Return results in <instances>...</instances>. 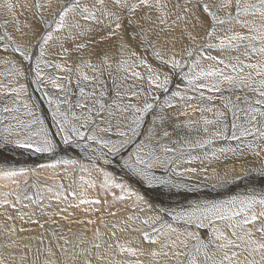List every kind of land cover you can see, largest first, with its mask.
Returning a JSON list of instances; mask_svg holds the SVG:
<instances>
[{"label": "snow or ice", "instance_id": "snow-or-ice-1", "mask_svg": "<svg viewBox=\"0 0 264 264\" xmlns=\"http://www.w3.org/2000/svg\"><path fill=\"white\" fill-rule=\"evenodd\" d=\"M60 2L61 7L51 13V21L44 15L51 7L50 3L35 0L30 7L36 9L35 15L44 29L35 41L40 52L35 66L37 82L45 80L42 64L69 73L48 81L65 94L63 100L49 98V105L55 104L53 118L60 117L57 127L64 145L80 146L83 142L85 150L90 149L93 154L96 153L93 145L97 146L100 149L97 160L102 159L105 165L120 164L148 190H154L152 194L157 197L164 195L165 189L168 193L174 189L195 192L196 188L172 177L197 172L195 168L177 169L185 162L182 158L187 163L199 159L191 153L197 148L213 145L218 139L237 142L235 146L220 147V153L260 158L258 167L254 166V161H246L253 166L242 167L239 174L231 178L226 174L220 184L235 183L252 176L264 178V0H183V3L176 0L171 7L170 0ZM5 7L9 12L14 8L11 3ZM0 27L4 25L0 24ZM177 29H180L179 36L175 35ZM94 32L104 33L101 40L116 38L114 45L103 50L95 62L92 59L95 53L90 48V37ZM54 33H64L65 39L73 42L72 49L61 43L55 53L65 62L70 52L77 53L71 65L44 59L46 46L54 39ZM185 39L188 43H184ZM0 40L6 45L16 44L7 30ZM177 43L181 44L179 51ZM31 47V43L15 46L13 52L19 53L22 61H5L12 64L17 79L9 80L7 84L0 81V113L20 111L19 97L27 93L22 80L28 78L23 61L31 60ZM84 50H89L87 59ZM213 52L217 54L213 55ZM146 53L157 62L155 66L148 62ZM73 73L79 91L74 105L67 98ZM105 73L115 87L114 97L109 96L103 79ZM177 76L185 83L183 91L179 87L170 90ZM130 79L144 81L148 88L143 84L128 83ZM62 104H67L68 108L62 109ZM23 107L32 119L25 121L12 115L11 119L16 122L6 123L9 117L0 115V125H3L0 127V149L11 146L12 149H30L33 153L55 152L59 145L49 135L43 120L27 103ZM73 108L81 111L77 113L72 111ZM174 108L179 109L175 117L169 111ZM188 109H192L193 115L199 112V117L180 121L179 115L190 116ZM208 113L212 118H208ZM113 132L115 139L107 136ZM192 132L197 134L195 139ZM212 157L219 159L216 149H213ZM204 158L208 159L207 153ZM55 163L74 165L76 161L58 160ZM100 171L105 188H118L122 193L120 198H124L126 192L128 197H135L137 206H144L140 208L141 212L147 209L156 213L143 218L128 216L123 222L124 227L119 228L125 231L137 220L147 226L132 229L140 232L143 240L152 246L147 253L116 241L115 248L120 254L127 253L136 258L128 264H144L140 259L144 255L150 258L148 264H264V188L257 191L253 186L251 191L225 199H197L186 205L157 208L155 202L146 199L148 193L141 194L127 183L116 182L113 173ZM203 171L207 172V168ZM29 175L35 177L36 170L0 167V177L17 183L15 190L3 193L0 204L10 203L8 197L12 196L18 203L29 201L39 206L45 192L52 193L58 202L66 201L69 196L76 198L71 185V190H66L62 183L42 185L37 179L31 183L25 179L20 187L16 178ZM86 183L94 186L92 181ZM29 188L34 190L31 194ZM79 203L99 204L100 201L80 199ZM51 214L59 213L54 209ZM204 229L207 231L202 232ZM52 236L57 241L56 248L67 257L63 264H68L69 260L74 262L76 255L84 256L82 264H91L88 257L92 255V249L99 250L102 243H106L97 230L91 248H80L78 254L68 255L67 246L76 247V242L57 236L55 231ZM59 240H63V245ZM79 243H84L83 238H79ZM107 248L112 249L113 244L107 243ZM43 251L47 257L55 256L51 245ZM96 259H103L99 252ZM0 264H5L3 259ZM44 264H56V261L46 259Z\"/></svg>", "mask_w": 264, "mask_h": 264}, {"label": "bare ground", "instance_id": "bare-ground-1", "mask_svg": "<svg viewBox=\"0 0 264 264\" xmlns=\"http://www.w3.org/2000/svg\"><path fill=\"white\" fill-rule=\"evenodd\" d=\"M34 2L35 0H0V24L4 25V27H0V36L4 34L5 30H7L8 33L16 41L15 45L14 44L6 45L4 40H0V81H3L5 84H7L9 80L17 79L13 74L12 64H8L5 62L6 60L22 61L23 58L19 56V53H14L13 48L21 43L24 44L31 43L32 45L30 50V55L32 57L31 60L23 61V67L27 73L28 78L22 80V82L27 87V93L26 94L22 93L21 96L19 97L20 103L17 106L20 108V111L19 113H15V114L0 113V115H7L9 117L6 123L16 122L11 119L12 115H18L20 119L25 121L30 120L32 119V117H29L25 114L27 109L23 107V104L27 103L32 109V111L35 112L43 120L44 127L47 129L49 135L59 145V147L55 150V152L52 153H33L32 150L30 149L29 150L12 149L11 146L4 149H0V167H4V168L24 167L29 169H35L36 171L42 170L45 173H47L46 171H48L49 169H53V172L58 171L60 172V174L62 170L63 172L64 170H66L67 172L66 178L70 181L69 183L72 184L73 181L76 182L74 188L77 194L76 198L74 199L75 201H77L76 200L77 196H78V201L79 198L90 200V198L87 196L88 194L86 195L87 197L84 196L85 194L84 192L87 191L94 192L93 193L94 196L91 197L92 194L90 195V197L92 198L91 200H100L103 196L100 198L96 197V195L98 194H96L97 192L95 191L96 187L99 186L103 190V194L105 196L104 199L106 200V203L112 201L110 209H112L111 210L112 213H115L113 223L116 224L117 227L108 230L109 227L107 228V221L109 220V218H106V221L101 222L102 224L100 225V227L98 226L99 228L97 227L96 231L94 230L90 231L84 229L83 228L84 226H80V224L78 223L79 221L78 217L80 216L78 214H81L80 211L85 213L86 211L87 213L93 212L92 209L97 208L96 204L94 203L93 204L86 203L85 206L83 204H80L81 208L80 209L77 208L78 210H75L76 202H74L71 199L69 200L68 198L66 201L59 202L60 204L56 205L54 204V201L57 200L54 199L52 193H48V192L44 193V199L41 205L39 206L35 204H31L29 201H24L23 204L18 203L15 200V197L10 196L8 197L10 203L0 204V259H3L5 264H44V261L46 259H53L56 261V264H63V261L67 259V257L62 255L61 252L56 248L55 245L57 241L52 236L53 231L56 232L57 236H65L68 239L76 242L77 245L76 247H73L72 244L67 246L70 250L68 255H76L79 253L80 248H85V249L91 248V244L95 240V234L97 230H99V232L101 233L102 241L106 243H102V246L99 250L94 248L92 249V255L88 257L91 260V264H128V262L133 261L136 258L129 256L127 253L120 254L119 250L115 248V243L116 241H119L121 244H127L130 247L142 249L147 253L148 250L145 249L146 247L143 248V245L147 246L148 243L143 240L140 232H136L132 230L133 228H137V227L146 228L147 226L142 225L140 221L137 220L134 223H132V226L130 228H127L125 231H120L119 228L124 227L123 222L127 220L128 216L135 217L139 215L140 217L143 218L146 216L155 215L156 213L148 212L147 209L141 212L140 208L144 206L143 205L137 206L135 204L134 196L128 197L127 193L125 192L123 194L124 198L121 199L120 197L122 196V193L120 189L114 187L105 188L103 186V175L100 169H104L113 173V175L117 178L116 182L118 183L124 182L129 185H133L135 178L132 177L127 172V170L122 169L120 164L113 163L112 165H105L102 159L97 160L96 157L99 156V152H100V149L97 146L93 145V147H96V153L93 154L90 149L85 150V148L83 147V142L81 143L80 146H77L76 144H72V145L63 144L61 140V133L57 127V121L60 119V117H56L55 119L53 118L55 104L49 105V98H59L63 100L65 94L60 92L59 89L54 88L52 84L48 81L51 78L68 76L69 73L59 71L55 67H50V68L45 67V65L42 64L41 67L45 74V80L43 82H37V78L35 76V66H36V60L40 59V52H39V47L35 46V41L38 38V36L41 34V32L44 31V29L38 17L35 15L36 9L34 7H30L32 4H34ZM42 2L51 4V7L44 12L45 17L51 21L52 19L51 13L58 10L61 7V2L60 0H42ZM180 2L183 3V0H180ZM7 3H11L14 6L12 12H9L8 9L5 7ZM174 3H176V0H170V7ZM173 10L175 11V9ZM193 22L195 23V21ZM17 29H19V31ZM34 31H35V35H33ZM24 33H27V35H23ZM53 35H54V39L49 42L48 46H46L47 52L44 59L46 61H56L58 63H62V64L67 63L71 65L73 60L78 55L77 53L70 52L67 62L61 60L60 57L55 55V53L59 50V46L61 43H64L65 47H67L68 49H72L73 42L71 40L65 39L66 34L64 33H54ZM103 35H104L103 32H94L91 34L90 48L95 53V55L92 56L94 62L97 59V57L102 54L103 50L112 47L115 43L116 40L115 37L112 40H101L100 37ZM175 35L176 36L180 35V29H177ZM184 43H188V41L185 39ZM176 47H177V51H179V49L181 48V44L177 43ZM137 51L140 50L137 49ZM212 54L216 55L217 53L213 52ZM145 55L150 64H153L154 66L157 64V62L152 58L150 53H146ZM84 56L85 59L88 58L89 50H84ZM139 70L143 72V69H139ZM86 71L88 70L86 69ZM91 74L92 73L89 71V75ZM103 79L106 82V87L109 89V96L114 97L115 87L112 84V81L108 79L107 73L104 74ZM59 82L63 83V81H59ZM128 83H135L137 86L143 84L144 88H148L147 83L144 81H136L134 79H130ZM75 84H76V79H75V74L73 73L72 84L70 85L71 92L67 94L68 100L71 101L73 105L75 104L76 100L79 98V91L75 87ZM177 87H179L181 91H183L185 87V83L181 81L179 76L174 78L170 90L174 91ZM8 99H11V97H8ZM163 99L164 96L163 94H161V100ZM216 103L219 104L220 101H216ZM61 107L62 109H67L68 105L62 104ZM72 111L79 113L81 110L78 108H73ZM169 111L173 113L174 117L179 113V109H175V108L170 109ZM188 112L190 114L189 117H186L184 115H179L178 116L179 120L185 121L190 117L195 119L200 115L199 112H196L193 115L192 109H188ZM206 115L208 116V118H212L211 113H208ZM2 126L3 125H0V127ZM77 126L79 125L77 124ZM82 130L86 132L88 131L87 129H82ZM196 135L197 134L195 132L191 133L193 139H195ZM107 136L113 139L117 138L114 132L108 133ZM73 139H75V137H73ZM229 144H231V146L233 145L235 146L237 142L233 144V141H225L223 139H218L214 142L213 145H210L213 148H209L208 146L202 149L197 148L191 153V155L193 156H199L200 157L199 159L193 160L191 163H187L186 159L182 158L185 160V162H182L180 164V168L177 169V171H182L185 168H195L197 169V172L185 173L184 176H173L172 179L178 182L185 183L189 185V187L196 188L197 190L195 192L184 193V190L174 189L172 190L171 193H168V191L165 189L163 190L165 194L157 197L152 194L154 190H148L146 186L141 184L138 180L135 186L133 185L135 187L134 189L140 191L141 194L148 193V195H146V199H148L150 203L155 202L157 208L176 207L178 205H185V202L187 201V200L185 201V199H189V200L193 199L194 201V199L196 198L203 197L205 193L228 195L234 192L235 194L237 193L243 194L245 191L250 190V187L249 188L247 187L248 180L253 178L254 176L250 178L245 177L244 179L237 180L235 183H228V184L219 183L221 178L225 177L226 174L228 175L229 178H231V176L238 175L242 167L253 166L251 164H246V161H253L252 159H248L246 157H238L231 153H227V154L220 153L218 151L220 147H227L229 146ZM213 149L217 150V156L219 157V159L212 157ZM185 151H187V148H185ZM204 153H207L208 159L204 158ZM90 157L91 160L89 159ZM124 158H126V156ZM58 160L61 161L72 160V161H76V163L74 165H64V164L57 165L55 162ZM257 164L258 163H255L254 166H256ZM204 168H207V172L203 171ZM74 170L75 172H72ZM40 172H37V175L35 177L31 175H29L28 177H17L16 179L19 181V186L23 187V182L25 179H27L29 183H31L33 179H37L42 185H55L61 183V180H59L60 182L52 181L50 183H45V181H48L45 180L47 179V177L49 178V180L52 179L53 177H56V179L59 177H57L56 174H55L56 176L50 174L51 176H53L52 178L49 177L50 175L45 176L46 174L44 175L45 177H43L41 176L43 174ZM94 173L96 175L95 177L97 181L94 180L92 177V174L94 175ZM64 175L66 174L64 173ZM81 176L84 177L83 180L80 179ZM40 177L45 178L44 179L45 181L43 180V178L40 181ZM205 177H207V179ZM86 181L94 182V186L93 187L91 186L92 189L89 186L91 190L89 188H88L89 190L85 188V184L88 185ZM213 184H216L217 186L213 187ZM16 188H17V183H14L12 179L0 177V199L4 198L3 193L11 192ZM114 189L116 190L114 191ZM258 189L261 188L258 187ZM258 189L256 190L260 191ZM33 191H34L33 189L29 188V194H31ZM164 198H166L169 205L168 203H166ZM100 201L103 202L104 201L103 198ZM178 201H182V202L179 203ZM48 204H50L51 207H44V205H48ZM13 205H15V207H13ZM101 206L102 204L100 202L98 208L100 209ZM54 209L56 212L59 213L58 215L51 214ZM61 209L64 210L61 211ZM11 211H14V214L16 215H20L21 218H18L16 215L12 214ZM90 220L93 219L91 218ZM84 224L86 225V223ZM41 225H43V227H41ZM13 229L15 230L13 231ZM21 229L24 230L21 231ZM201 231L205 232L207 230L204 229ZM113 232L116 233L115 239L111 238ZM79 238H83L84 240L83 244L79 243ZM130 238L132 239V241L130 240ZM41 239L43 240V243H41ZM59 243L63 245V240H59ZM107 243L113 244V248L108 249ZM49 245L52 246V250L55 253V256L53 257H47L46 251H43L46 250ZM38 250H42V251L38 252ZM97 252H99V254L103 257V259L100 260L96 259ZM21 257H24V259H21ZM140 259L144 261V264H148L150 258L147 255H144L141 256ZM83 260H84V256L76 255L75 261L73 262L69 260L68 264H82Z\"/></svg>", "mask_w": 264, "mask_h": 264}, {"label": "rangeland", "instance_id": "rangeland-1", "mask_svg": "<svg viewBox=\"0 0 264 264\" xmlns=\"http://www.w3.org/2000/svg\"><path fill=\"white\" fill-rule=\"evenodd\" d=\"M234 143H236V141H233V144ZM234 146V145H233ZM209 148H213V147H211V146H208ZM246 158H248V159H252L255 163H258L257 165H256V167H258L259 166V160L258 159H260V158H258V157H253V156H251V155H248ZM52 170V171H51ZM40 171H42V170H37L36 172H40ZM51 171V172H50ZM47 173H45V172H40V173H42L43 175H41V176H43V177H45V176H49L50 174H53L54 176H56L57 175V177H59V178H57L56 179V177H53V176H49L50 178H52V179H50L49 180V178L47 177V179H45V178H43V177H40V181H41V179L43 178V180L45 179V180H48V181H45V183H50V182H52V181H58V182H60L59 180H61V183L64 185V188H66L67 190H71L70 188H69V185L71 184V183H69L70 181L66 178L67 177V172H66V170H64V172H63V170L61 171V174H60V172H53V169H49L48 171H46ZM72 172H75V170L74 171H72ZM49 173V174H48ZM58 173V174H57ZM64 173L66 174V175H64ZM46 174V175H45ZM48 174V175H47ZM56 174V175H55ZM159 174V173H158ZM45 175V176H44ZM60 176H61V178H60ZM96 175H95V173H94V175L92 174V177H93V179L94 180H96V177H95ZM250 178V177H249ZM65 179H67V180H65ZM42 180V181H43ZM64 180H65V182H64ZM253 180V181H252ZM43 181V182H44ZM97 181V180H96ZM124 181H126V180H124ZM255 181V182H254ZM259 181V182H258ZM132 182V181H131ZM136 182H137V179H135V181H134V186H135V184H136ZM68 183V184H67ZM76 183V182H75ZM75 183H72L71 184V187H72V189H74L75 188ZM133 185H130V186H132L133 187V189L135 188ZM252 185V186H251ZM253 186H255V188L256 189H258V187H260L261 189L262 188H264V178L262 179V178H260V177H253V178H251V179H249L248 180V184H247V187L249 188L250 187V190L249 191H251V188L253 187ZM93 187V186H92ZM92 187H91V189H92ZM99 189H98V188ZM96 187V194H100L99 196L98 195H96V197H102L103 198V202L102 201H100V200H102V198L99 200L100 202H101V204H102V206H101V208L99 209L98 208V206H99V204H96V206H97V208L96 209H92V211L94 212H89V213H87V211H86V213L85 212H82V211H80V213L81 214H78L80 217H78L79 219V221H78V223L80 224V226H84L83 228L84 229H87V230H90V231H96V229H97V227L99 226L100 227V225L102 224L101 222H103V221H106V218H109V220L107 221V228H108V230L109 229H111V228H114L113 227V225H114V223H113V220H114V217H115V215H112L111 213V210L112 209H110L111 208V204H112V201L111 202H109V203H106V200L104 199V194H103V190L99 187V186H97ZM85 188L86 189H90V187H89V185H86L85 184ZM88 189V190H89ZM90 189V190H91ZM261 189H258V190H261ZM99 190V191H98ZM101 190V191H100ZM116 189H114V191H115ZM136 190V189H135ZM109 191V190H108ZM90 192H92V191H90ZM89 191H87V192H84L85 194H84V196H86L87 194V196L90 198V200L92 199L91 197L92 196H94L93 195V193L94 192H92V193H90ZM102 192V193H101ZM117 192V191H116ZM115 192V193H116ZM92 194V195H91ZM114 194V193H113ZM238 194H240V193H237V194H235L234 192L233 193H231V194H228V195H225V194H207V193H205V195L203 196V197H200V198H196V199H194V201H196L197 199H200V200H203V199H225V198H228V197H230V195H238ZM90 195H91V197H90ZM86 196V197H87ZM206 196V197H205ZM210 197V198H209ZM69 198V200L71 199V200H73L74 202H76V206H75V210H78L77 208H81L80 206V203H77V202H79L80 201V199L81 198H79V201H78V196H77V201H75L71 196L70 197H68ZM55 199V198H54ZM121 199H123V198H121ZM52 200V199H51ZM164 200L166 201V203H168V201L166 200V198H164ZM188 202H187V201ZM114 201V200H113ZM185 205L186 204H188V203H192V202H194L193 201V199L192 200H189V199H185ZM56 202V203H55ZM179 203L180 202H182V201H178ZM54 204H60L59 202H57V201H54ZM93 204V203H92ZM95 204V203H94ZM84 206L86 205V204H83ZM83 205H82V207H83ZM168 205H169V203H168ZM93 206V205H92ZM108 206V207H107ZM90 208H92V207H90ZM100 210V211H99ZM108 210H110V211H108ZM110 212V213H108V212ZM12 212V214H14V211H11ZM78 213H79V211H78ZM87 214V215H86ZM91 214H93V215H91ZM106 214V215H105ZM108 214V215H107ZM14 215H16V214H14ZM18 218H21L20 217V215H16ZM83 216V217H82ZM111 216V217H110ZM89 217V218H88ZM88 218V219H87ZM93 219V220H90V219ZM104 219V220H103ZM83 220V223H80V221H82ZM85 220V221H84ZM87 220V221H86ZM111 220H112V222H111ZM89 221H91V224L89 223ZM94 223H93V222ZM96 221V222H95ZM110 222V223H109ZM84 223H86V225L84 224ZM96 223V224H95ZM88 224V225H87ZM99 224V225H98ZM97 225V226H96ZM87 226V227H86ZM90 226V227H89ZM86 227V228H85ZM95 227V228H94ZM98 227V228H99ZM91 228V229H90ZM132 234V233H131ZM111 238L112 239H115L116 238V235L114 236V238H113V235H111ZM130 240L132 241V239L130 238ZM147 246H149V247H147ZM147 246H145V245H143V248H145V249H149L150 247H151V245H147Z\"/></svg>", "mask_w": 264, "mask_h": 264}]
</instances>
